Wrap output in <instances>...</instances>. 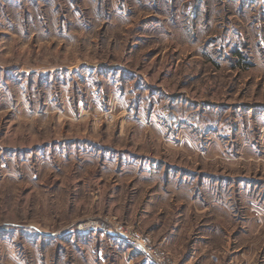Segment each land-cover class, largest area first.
Instances as JSON below:
<instances>
[{
	"label": "rangeland",
	"instance_id": "374dc122",
	"mask_svg": "<svg viewBox=\"0 0 264 264\" xmlns=\"http://www.w3.org/2000/svg\"><path fill=\"white\" fill-rule=\"evenodd\" d=\"M38 2L0 5V264H264V1Z\"/></svg>",
	"mask_w": 264,
	"mask_h": 264
},
{
	"label": "crops",
	"instance_id": "0c3cea01",
	"mask_svg": "<svg viewBox=\"0 0 264 264\" xmlns=\"http://www.w3.org/2000/svg\"><path fill=\"white\" fill-rule=\"evenodd\" d=\"M21 1H26L29 5H34V2L35 3H39L38 2V0H0V5L2 4V3H5V4H8V3H10V2H16V3H20L21 4ZM43 1V0H42ZM261 2L262 1H264V0H260ZM263 3V2H262ZM18 8V7H17ZM39 19V17H38V13H37V15H36V20H38ZM21 20V19H20ZM20 20H18V22L20 21ZM34 21V20H33ZM17 22V21H16ZM22 23H27L26 21L24 22V21H22L20 24H16V23H14V20H12V19H8L7 17H4V19H2V18H0V33H3V35H5V36H8V34L10 33V34H13L14 33V31H13V28L14 27H18V28H20L21 26H22ZM19 34H20V32H21V30H18L17 31ZM18 34V35H19ZM5 70H8V68H6ZM9 71V70H8ZM7 71V72H8ZM250 218H256V219H258L259 220V218L258 217H263V216H254V215H252V216H249ZM249 218V219H250ZM262 220V219H261Z\"/></svg>",
	"mask_w": 264,
	"mask_h": 264
},
{
	"label": "built area",
	"instance_id": "2783aa9c",
	"mask_svg": "<svg viewBox=\"0 0 264 264\" xmlns=\"http://www.w3.org/2000/svg\"><path fill=\"white\" fill-rule=\"evenodd\" d=\"M138 244H139L143 249L147 250V251L151 254V256L153 257V259L155 260V262H157V263H159V264H164V261L168 262V260H167V259L165 260L164 257L158 256V255H155V256L152 255L151 249H150V247L148 246L149 242H148L147 240H145L143 243L138 242ZM160 257H161V258H160Z\"/></svg>",
	"mask_w": 264,
	"mask_h": 264
}]
</instances>
